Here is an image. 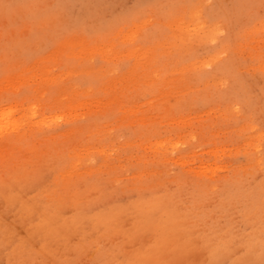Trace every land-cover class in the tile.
Here are the masks:
<instances>
[{"label":"rangeland","instance_id":"374dc122","mask_svg":"<svg viewBox=\"0 0 264 264\" xmlns=\"http://www.w3.org/2000/svg\"><path fill=\"white\" fill-rule=\"evenodd\" d=\"M261 255L264 0H0V264Z\"/></svg>","mask_w":264,"mask_h":264},{"label":"bare ground","instance_id":"6f19581e","mask_svg":"<svg viewBox=\"0 0 264 264\" xmlns=\"http://www.w3.org/2000/svg\"><path fill=\"white\" fill-rule=\"evenodd\" d=\"M186 25V24H185ZM197 25V24H196ZM176 27V26H175ZM215 26H208V35H212V34H214L215 32H216V28H214ZM198 30V29H197ZM180 32H182V31H180ZM188 36V35H187ZM226 50V49H225ZM214 51H216V50H214ZM138 53V52H137ZM215 57V56H214ZM216 59H217V57H216ZM215 59V60H216ZM141 60H143V59H141ZM143 62V61H142ZM210 63V62H209ZM132 82V81H131ZM159 84V83H158ZM159 86L157 85V88H158ZM229 113V112H228ZM264 257V255H261V257ZM239 262V261H238ZM242 262V261H241ZM235 264H237V263H235Z\"/></svg>","mask_w":264,"mask_h":264}]
</instances>
